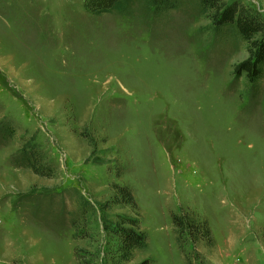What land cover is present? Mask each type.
<instances>
[{
	"label": "rangeland",
	"instance_id": "374dc122",
	"mask_svg": "<svg viewBox=\"0 0 264 264\" xmlns=\"http://www.w3.org/2000/svg\"><path fill=\"white\" fill-rule=\"evenodd\" d=\"M210 24L191 5L0 0V122L16 123L0 144V264H264V79L236 77L246 44ZM25 142L54 176L11 163ZM173 213L206 220L214 243L185 234L183 253ZM123 214L148 235L128 257L108 228Z\"/></svg>",
	"mask_w": 264,
	"mask_h": 264
},
{
	"label": "trees",
	"instance_id": "16d2710c",
	"mask_svg": "<svg viewBox=\"0 0 264 264\" xmlns=\"http://www.w3.org/2000/svg\"><path fill=\"white\" fill-rule=\"evenodd\" d=\"M139 4L144 6L145 11H152L154 14H163L191 5L199 14L207 15L211 21L210 28L218 39H231L235 44H246L248 56L234 65V73L238 78L245 77L252 91L258 90V85L264 79V14L259 10L242 0H84L85 9L95 15L106 12L131 15ZM15 133L16 123L13 120L5 118L0 122V144L8 143ZM11 163L17 167L30 168L41 176L52 177L56 172L54 164L44 151L26 142L21 151L12 156ZM112 189L117 192L115 194L117 197L122 194L128 204L137 207L128 186L114 183ZM117 202L121 203L119 197ZM83 204L87 207L88 203L84 201ZM73 222L76 223V220L72 221V225ZM172 222L175 226L178 247L183 253H185V234H189L194 240H198L200 236L197 235L202 234V238H207L211 244L214 243L212 231L206 220L200 223L185 218L183 214L173 213ZM108 228H111L118 237V248L115 252L118 256L128 257L134 254L135 250H143L148 246V235L140 227L139 217L133 218L123 214L116 219L113 226L110 225ZM78 250L81 251L83 248L78 247ZM80 257L77 256V264H91L89 261H81ZM152 263L153 259L146 257L136 264Z\"/></svg>",
	"mask_w": 264,
	"mask_h": 264
}]
</instances>
